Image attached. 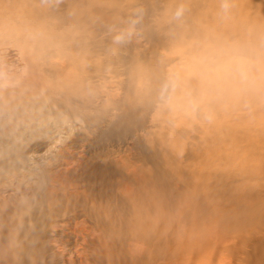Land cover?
<instances>
[{"label":"bare ground","instance_id":"1","mask_svg":"<svg viewBox=\"0 0 264 264\" xmlns=\"http://www.w3.org/2000/svg\"><path fill=\"white\" fill-rule=\"evenodd\" d=\"M146 2L144 42L112 31L118 22L105 21L102 8L82 18L68 1L64 43L40 63L43 91L0 110V264H168L171 244L197 250L217 227L219 177L227 183L233 163L219 173L216 112L201 108L212 102L199 97L194 74L180 87L187 79L175 78L165 54L176 35ZM191 32L192 49L181 50L195 58ZM11 82L10 93L24 85ZM185 118L195 126L184 129ZM180 129L193 140L184 161L167 143ZM248 153L240 167L264 159L255 145ZM251 242L246 261L264 264V241Z\"/></svg>","mask_w":264,"mask_h":264},{"label":"rangeland","instance_id":"2","mask_svg":"<svg viewBox=\"0 0 264 264\" xmlns=\"http://www.w3.org/2000/svg\"><path fill=\"white\" fill-rule=\"evenodd\" d=\"M68 1L79 6L76 13L82 18L91 19L96 13L93 9L102 8L103 14L109 12L105 21L118 22L109 25L112 31L146 41L139 14L148 11L147 0H0V89L8 87L7 80L24 84L13 93L7 88L0 90V110L19 108L43 91L40 63L64 43L58 41V33ZM149 1L155 2L149 10L151 18H160L164 26H171L166 34L176 35L165 54L174 67L175 78L187 79L180 87L191 84L193 78L186 74H194L199 97L212 102L201 108L205 113L216 112L214 145L219 173L223 161L233 163L228 182L223 183L227 176L219 177L217 227L214 224V229L206 231L197 250L190 249L186 238L180 237L186 244L169 246L168 264H253L246 261L249 245L253 240L264 241V159L251 158L250 169L240 167L238 162L255 153H248L251 145L262 148L264 155V0ZM129 13L138 16L129 19ZM179 15L185 17L175 22ZM193 29L198 31L195 58L181 50L189 45ZM4 76L7 79L3 80ZM194 126L191 118H185L184 129ZM151 129L156 132V128ZM182 131L177 141L170 139L167 143L172 145L176 160L181 157L184 161L193 140ZM134 145L130 144L131 152ZM52 247V253L62 249Z\"/></svg>","mask_w":264,"mask_h":264}]
</instances>
